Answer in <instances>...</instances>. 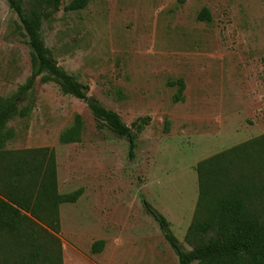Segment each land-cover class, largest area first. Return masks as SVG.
Here are the masks:
<instances>
[{
  "label": "rangeland",
  "instance_id": "1",
  "mask_svg": "<svg viewBox=\"0 0 264 264\" xmlns=\"http://www.w3.org/2000/svg\"><path fill=\"white\" fill-rule=\"evenodd\" d=\"M71 1L43 21L51 56L89 87L92 103L128 126L151 121L129 158L128 140L98 129L88 99L36 75L22 24L0 0V98L34 80L17 100L19 114L8 124L15 135L4 149H53L59 192L83 189L77 203L60 207L63 264H179L146 204L191 251L196 166L264 136V0H90L86 9L67 12ZM36 5L26 0L25 9ZM204 9L211 23L198 19ZM178 80L186 85L183 102L171 86ZM77 115L81 142L62 144ZM100 240L104 250L93 254ZM22 251L0 238V264H19Z\"/></svg>",
  "mask_w": 264,
  "mask_h": 264
},
{
  "label": "trees",
  "instance_id": "2",
  "mask_svg": "<svg viewBox=\"0 0 264 264\" xmlns=\"http://www.w3.org/2000/svg\"><path fill=\"white\" fill-rule=\"evenodd\" d=\"M18 16L32 52L36 75L45 74L44 82H54L65 94L79 100L88 99V86L79 84L60 68L42 37L44 19L61 10L64 0H36L29 11L26 0H7ZM90 0H72L67 12H79ZM198 19L212 22L211 13L204 9ZM34 80L19 87L9 98H0V238L14 241L23 250L19 264H63L62 248L56 234L60 232V207L75 204L83 189L72 193L59 192L55 151L50 148L7 151L6 144L14 138L8 124L18 114V98L32 90ZM178 86L176 102H183L186 85L183 80L171 83ZM90 109L98 129L108 128L129 142V158H134L136 140L149 125L151 118L126 125L115 112L94 102ZM83 121L77 115L74 125L60 135L62 144L81 142ZM199 196L194 220L186 241L193 247L183 250L170 231L168 220L152 206L147 212L165 233V238L179 259V264H264V136L226 150L200 162ZM6 245H2V248ZM105 241L93 244L91 252L99 254Z\"/></svg>",
  "mask_w": 264,
  "mask_h": 264
},
{
  "label": "water",
  "instance_id": "3",
  "mask_svg": "<svg viewBox=\"0 0 264 264\" xmlns=\"http://www.w3.org/2000/svg\"><path fill=\"white\" fill-rule=\"evenodd\" d=\"M88 103L91 105V103H92V100H91V99H88Z\"/></svg>",
  "mask_w": 264,
  "mask_h": 264
}]
</instances>
